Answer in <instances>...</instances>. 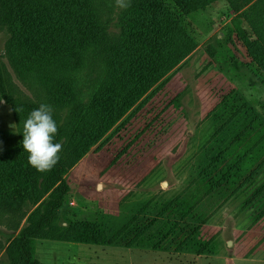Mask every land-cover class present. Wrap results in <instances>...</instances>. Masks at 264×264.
I'll list each match as a JSON object with an SVG mask.
<instances>
[{
  "label": "trees",
  "instance_id": "1",
  "mask_svg": "<svg viewBox=\"0 0 264 264\" xmlns=\"http://www.w3.org/2000/svg\"><path fill=\"white\" fill-rule=\"evenodd\" d=\"M215 1L129 0L114 37L108 33L111 0H0L5 55L29 87L28 94L8 89L0 60V97L11 108L19 138L18 146L0 152V223L6 227V235L0 229V252L7 264H40L38 239L113 244L114 237H107L95 218L56 222L71 191L66 175L195 50L197 41L185 18ZM224 1L236 13L235 31L229 32L240 38L264 72V0ZM241 102L231 90L221 105L227 107V117L239 114ZM41 104L52 106L58 126L54 142L62 144L59 162L43 173L28 163L22 145L23 123ZM263 171L264 117L253 116L174 199L139 227L128 246L215 252L211 239L196 241L204 206L237 195Z\"/></svg>",
  "mask_w": 264,
  "mask_h": 264
},
{
  "label": "rangeland",
  "instance_id": "2",
  "mask_svg": "<svg viewBox=\"0 0 264 264\" xmlns=\"http://www.w3.org/2000/svg\"><path fill=\"white\" fill-rule=\"evenodd\" d=\"M121 11L111 0V36L120 31ZM235 17L224 0L187 16L195 50L144 96L118 130L106 134L68 171L71 191L56 222L95 218L106 236L114 237L113 244L38 239L40 264H264V171L237 195L204 206L196 241L211 239L215 252L128 246L139 227L174 199L223 143L253 116L264 117V72L229 32ZM241 26L248 28L243 19ZM6 40L0 31L6 86L28 94V85L8 63ZM231 90L242 102L239 114L227 117V107L221 105ZM18 145L11 108L0 97V152ZM6 259L0 252V264H7Z\"/></svg>",
  "mask_w": 264,
  "mask_h": 264
},
{
  "label": "clouds",
  "instance_id": "3",
  "mask_svg": "<svg viewBox=\"0 0 264 264\" xmlns=\"http://www.w3.org/2000/svg\"><path fill=\"white\" fill-rule=\"evenodd\" d=\"M116 6L124 9L129 4L126 0H116ZM57 133L53 108L48 104L33 109L23 123L22 145L28 153V163L41 173L51 171L60 160L62 144L54 142Z\"/></svg>",
  "mask_w": 264,
  "mask_h": 264
}]
</instances>
